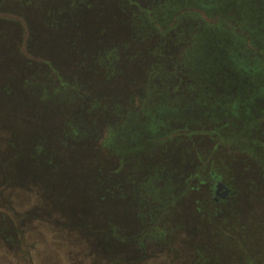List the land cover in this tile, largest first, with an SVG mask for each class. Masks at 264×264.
Instances as JSON below:
<instances>
[{"label": "rangeland", "instance_id": "obj_1", "mask_svg": "<svg viewBox=\"0 0 264 264\" xmlns=\"http://www.w3.org/2000/svg\"><path fill=\"white\" fill-rule=\"evenodd\" d=\"M21 1L25 0H16ZM140 1L154 5L157 0ZM242 1L243 4L233 0L237 6L229 5L228 9L255 5L257 1L264 6L262 0ZM48 3L49 6L33 11L37 19L33 15L32 20L27 14L29 28L13 15L16 8H0V31L11 38L0 43V73L8 70L14 74L16 68L21 71L6 77L17 83L19 94L23 92L24 80L30 82L28 90L46 91L48 96L57 94L62 85L69 87L66 110L52 104L41 107L31 95L21 102L29 104L38 119L46 118L45 112L55 116L47 118L49 122L37 131L40 138L45 136L35 140L38 153L36 162H31L38 170L47 168L48 172L40 177L49 184L19 186L23 196L13 202L12 188L2 187L7 176L2 172L0 208L8 206L15 217H35L30 225H24L29 245L46 236L52 238L43 229L45 224L35 219L68 221L73 227L94 222L96 227H107L112 232L103 236L106 249H88L91 242L82 236L88 239L82 247H65L56 252L50 249L48 253L32 249L29 254L22 237L5 222L0 224V264H104L97 257H104L105 253L109 264L115 260L137 262L148 256L147 264H264V147L260 155H251L246 149L238 152L219 147L217 137L208 135L215 128L225 127V134L250 133L264 143V120L260 128L249 129L254 122L249 115L258 117L264 112V99L255 93L260 81L232 71L219 49V39H215V45L204 48L199 42L193 48L192 26L167 40L159 36L145 40L142 35H147L137 24L138 14L131 15L122 0ZM43 21L49 24L52 34L46 36L44 31L39 39L32 29ZM49 39L50 43L63 45L61 51L71 58L66 62L68 68L65 61H54L59 67L65 65L62 84L48 79L49 73L44 72L46 68L43 70L45 62L36 54L50 52L45 47ZM140 39L143 44L138 47ZM27 64H33L31 69ZM5 82L11 81L4 79L2 83ZM69 84L89 93L92 89L95 97L72 96L75 91ZM100 84L107 85L103 88L107 93L95 88ZM105 97L111 107L98 106ZM232 104L237 114L241 110L238 118L229 117L226 112ZM160 109L167 114L163 115L166 126L161 127V138L165 133L183 129L194 133L186 139L167 137L164 142H153L155 137L147 131L142 130V136L137 134L152 112ZM68 120L70 128L75 125L79 130V142L65 134ZM125 121L135 125L132 129L137 135L135 140L124 142L131 153L120 162L111 149H105L104 138L109 129ZM52 153L64 162L62 168L48 165ZM24 170L20 171L21 176ZM215 175L222 177L227 186L223 196L226 202H216L217 205L213 198ZM54 181L57 187L52 184ZM89 198L96 201V208L89 204ZM156 222L171 234L173 260L167 257L169 247L152 255L155 250L148 245L143 249L135 244L136 236L149 231ZM121 232L133 242L114 249L110 235ZM90 245L95 246L93 241Z\"/></svg>", "mask_w": 264, "mask_h": 264}, {"label": "trees", "instance_id": "obj_2", "mask_svg": "<svg viewBox=\"0 0 264 264\" xmlns=\"http://www.w3.org/2000/svg\"><path fill=\"white\" fill-rule=\"evenodd\" d=\"M49 1L51 0H25L18 3L15 0L16 4H14V2L11 0H0V8H3L4 6L16 8V12H14V10L12 11L13 15L21 18L23 20V25L25 24V26L29 28L31 27V23L27 18V14H30L32 16V20H34L33 15L37 19L38 17L33 13V11L44 8L46 7V5L49 6ZM122 2V5L124 7L129 8L131 15L135 16L138 14L137 24L138 27L142 28L144 30V33L147 35H142L145 40L149 38L148 36H159L161 39L166 38L165 40H167V37H172V35L177 33V31H181L182 29L184 30L187 26H192L190 27L192 33L190 45L192 44L193 48L199 42V44L204 46V48H206L207 46L215 45L213 42L215 41V39H219L221 47L219 49L223 51V56L230 65L232 71L241 74L243 78H249L255 81L259 80L260 83H258V87L260 89H257L258 91L256 90L255 93L257 92L256 94H258L260 98L264 99V6L260 5L258 1L254 3L256 6L251 4L247 5L246 7L236 9H228L229 5H235L232 3L233 0H157L155 1L156 4L154 5H144V3L140 0H122ZM241 3L243 4L242 0ZM262 3L264 4V0H262ZM13 5H16V7ZM253 7L257 8L258 11H254ZM17 8H20L22 11L17 10ZM226 8V12L228 11V14L225 12ZM19 11H21L20 13H22L23 17L20 15ZM253 12H255L256 14ZM42 24L45 26H41ZM42 24L40 23L36 25L37 27L33 28L36 31L32 29V31H34L37 38L39 39H41V36L44 35V31L46 33V36L50 37V35L52 34L50 32L49 24L45 21H43ZM203 29L208 32L203 33L205 32L203 31ZM2 39L7 41L11 40V38H8L7 36H5V34H3V32L0 31V43H2ZM51 40L52 39H49V44L45 46L48 50H50V52L45 51L36 54L42 60H44L41 62H45L43 64V70L46 68L44 72L49 73L48 79H55L57 83L62 84V79H60V77L63 76L61 75V73H66L62 68L65 65L67 67L66 62L69 59L71 61V58L67 57L61 51L64 47L63 45H55L53 44V42L50 43ZM141 40L143 39H140V42L137 41L138 47H141L140 44H143ZM193 50L194 49H192V51ZM197 51L200 52L199 50ZM59 54L63 56H59ZM187 54L188 52L186 53V55ZM57 58H59V60ZM54 61H65V65L59 67ZM31 65L33 64H27L26 67L28 69H31ZM18 73H21V71L17 68L16 73L14 74H9L8 70H4V73H0V77H2L0 97V146L2 151L0 153V176L2 172L7 173V176L5 177V179H3L5 183L2 185V187L12 188L11 197L13 199V202L16 201V197L18 198L19 196H23L21 186L27 184L31 185V183H38L42 186H47V184H49L45 182V179L40 177L45 172H48L46 171L47 168H40L41 170H38V167H35V165H33L31 162H36V156L38 153L35 140H39L40 137L37 135V131H40L42 128H44V124L46 125V122H49L47 118L51 119L55 117L53 114L50 117L49 113L47 114L45 112L46 118L40 116V119H38L36 112H33L30 109V107L28 106L29 104L21 105V102H23V100L29 99V96L31 95V97H34L33 100L38 101L41 107L52 104L53 107L66 110L68 107L67 100L69 96V87L67 84L62 85L63 89L61 88V90L58 91L57 94L48 96L46 91H43L42 93L40 91L38 93V88H36L37 91H35L34 89L32 91L28 90L30 82L27 80L21 82V85L23 86V92L22 94H19L16 87L17 83L15 85L10 78H6L8 75L12 76L17 75ZM4 79L10 80L12 83H2ZM54 84H56L55 81ZM106 84H100L95 88L102 89L103 94L107 93V91L103 89L107 86ZM70 86L74 87L73 89L75 91L72 96L79 95L82 97V95H87L91 99L93 96L95 97L92 89H90L91 91L89 93L88 91H82L81 88L74 86L73 84H71ZM86 86L90 87L89 84H87ZM24 90H26L25 94ZM107 100L108 98L106 97L101 98L100 101L102 103L98 102V106L99 104H101L111 107ZM229 107L230 108L226 110L228 116L238 118V115L241 114V110L240 113L237 114V111L233 108L235 107V105L233 106L232 104L229 105ZM260 114L261 116L258 117H252L251 115H249L251 118H254V122L249 126L250 130H254L255 127H261V122L264 120V112ZM163 115H167L163 109L152 112L148 121L143 124V126H141V129L139 128L137 134L142 136V130L147 131V133L150 132V134L155 137L152 139L153 142H164L166 141L167 137H180L186 139L194 133V131L189 132L188 130L183 129L174 131L173 133L170 132V135L169 132L165 133L161 138L160 136L164 132V130H161V127L166 126V123L163 120ZM67 123L69 125L67 126V124L65 123V134L71 140L77 142V139L81 135L79 134V130L76 129L75 125H72L70 128L69 120ZM63 124L64 123H62V125ZM30 126V131H28L27 127ZM134 126L135 125H132L131 122L125 121V123L123 122V124H119V126L109 129L107 131L106 137L104 138L105 149H111L119 158L120 162L121 158L124 162V160L126 159L125 157L130 156L131 151L128 150V145L124 146L123 144L126 141L129 142L131 141V139L133 140L137 135L135 134V132H133L132 127ZM224 129L225 127L215 128L213 131L211 130L209 131L210 133H208V135H214L217 137L219 147H228L236 151L239 150L238 152L246 149L248 150L246 152H251V155L253 154V152L257 155H260L261 151H263L262 147H264V143L257 140V136L245 132H241V134L233 133L228 135L224 133ZM7 133L10 135V137H7ZM49 134L50 132L47 134V136H49ZM44 136L45 135H43L42 137ZM50 157L51 161L48 164L49 166H52L55 169L59 168L58 166H60V168L63 167L64 162L62 163L61 159L56 156L55 153H52ZM23 168H28V170L25 171ZM21 170L25 171L23 172L24 175L22 176L20 172ZM213 179L216 180L214 182L215 186L213 188L214 205H217L216 202H226L225 198H223V196L226 195L227 192V186L224 182V179L222 177H218L217 175H215ZM52 184H56V187L58 186V183L55 181L52 182ZM152 185H154V181L152 182ZM25 195H28L27 192L25 193ZM87 201L90 205L96 208V201L93 198H89L87 199ZM0 210V224L2 225L6 222L11 226L15 234H18L20 238L22 237L23 247L27 249V252L29 254L32 253V249H42L43 253H48V250L50 249H53L52 251L56 252V249L59 250L65 247H82V242L88 239L89 243H92L93 241V243L95 244V246H93L90 245V243L88 245V249H94L95 247L106 249L104 247L106 246V243L102 241L103 236H107L108 233L112 232L107 227H96L94 222H92V224L84 223V225L86 226L76 225L75 227H73L67 224L68 221L62 222L54 220L49 222L42 219H35L45 224V228L43 229L47 230L46 234L49 233L52 238L46 236V239H38L37 241H35L36 244L29 245V239L24 236L26 233H28L25 231L24 225L32 222L35 217H33L32 215L15 217V213L8 206L0 208ZM12 217H14L15 219L11 220ZM166 230L167 228L163 227V224H159V222H156L153 228H151L149 231H145L142 233V235L136 236L135 244H138L139 247L143 246V249L148 245V248H152V250H155L152 255H154L156 252H161V248L166 249L167 247H169L167 249L169 250L170 256L167 257H171V260H173L174 251L172 250L170 243L171 234L167 233ZM68 234L69 236H67ZM43 235H45V233H43ZM82 236H85L88 239ZM110 240H114L115 242V246L113 247L112 245V248L114 249H119V247L123 245H130V243L133 242L130 236H126L122 232L115 235L111 234ZM83 243L88 244V242L86 241ZM90 252L94 253V251ZM106 257L107 256L105 253L104 257L99 256L97 258L102 263L109 264L110 262H107ZM148 258L150 257H145L143 258V260H138L137 262H133L130 260H115L113 264H147L146 262Z\"/></svg>", "mask_w": 264, "mask_h": 264}]
</instances>
